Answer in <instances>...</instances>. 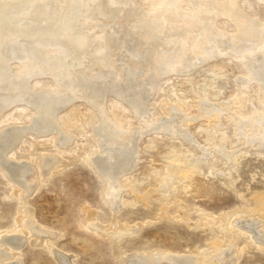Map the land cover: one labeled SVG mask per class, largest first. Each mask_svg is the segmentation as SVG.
Listing matches in <instances>:
<instances>
[{
  "label": "rangeland",
  "instance_id": "374dc122",
  "mask_svg": "<svg viewBox=\"0 0 264 264\" xmlns=\"http://www.w3.org/2000/svg\"><path fill=\"white\" fill-rule=\"evenodd\" d=\"M162 1L159 0V5ZM217 1L219 0H213L212 2ZM243 1H240V6L244 11V15L264 22V5L258 3L257 0ZM207 2L210 3L211 0ZM207 2L205 5H208ZM183 3L184 5L177 6L180 7L178 9L181 11L175 7L172 12L168 10L164 13L167 15H165V22L168 20V24L174 18V25L173 21L170 24L174 27V30L178 29L176 31L183 29L182 26L179 28V25H182L180 21L184 25V21H186L190 12L194 13L192 12L194 4L189 5L193 8H189L190 12L187 13V5L185 2ZM247 4L249 5L247 6ZM204 7L208 8L209 6ZM176 10L182 15L186 14L187 17L186 15L185 18L182 17L179 12L175 15ZM219 10L214 11L215 13L212 12L218 18L217 24L220 27H230L223 30L225 35L235 33L236 23L240 22L239 24H242L243 22L238 19L229 20L226 14ZM151 11L154 12L156 9L147 10V12L152 13ZM219 12H221V15ZM170 14H174L173 17H169ZM176 16L183 18L184 21L179 17L177 19ZM179 19V23H175ZM170 24L168 28L171 32L173 28H170ZM175 24L179 25H176V27ZM183 27L186 28V26ZM116 28L120 29L119 26ZM117 31L122 33L121 30ZM99 34H102V32H97V35ZM180 35L176 37H183V35ZM32 39L34 38L28 40ZM122 46L120 45V48L118 46L116 54H108L112 55L110 57L107 55V58L111 59L110 61L101 63L95 61L94 65L107 66L113 64L119 57L121 59L123 57L128 63H125V66L120 65L123 70L127 65L131 66L132 69L138 67L142 62L125 55ZM173 46L174 43L171 47ZM160 48L162 47L158 49ZM169 53L170 51H168V55ZM165 54L163 53L162 56ZM60 56L62 55L59 53L58 57ZM227 58L225 56L213 62L208 61L199 64L195 66L197 68H191L186 75L183 74L186 70L182 68L179 71L181 68L178 67V71L175 69L173 74L171 73L163 78L160 77L161 79L159 78L155 83L152 93L149 94V98H151H146V105L149 108L148 117H154V119L149 117L150 121L145 123L140 117L138 119V116L136 117L132 111L127 112L130 114L129 119L127 118L130 128L137 127L139 130L142 128L144 132H147L148 129L150 131L155 125L158 126L157 124H159L163 125L160 128L167 133L164 134V132L160 133L159 131V133L141 134L137 142L138 159L135 163L136 166L132 167L133 170L127 174V177L122 178L121 206L119 208L113 209L101 193V184L92 166L89 165L91 161L88 158H86L87 162L82 161V155L85 151L92 152L95 149L89 146V142L93 140L91 135L85 133L81 136L79 134L80 131L88 128L84 121L78 122L69 119L74 123H66L65 128H69V132L64 129L62 131L71 138L72 142L65 148L48 144L47 140L50 137H38L32 133H26L21 142L19 141L13 146V151L17 152L16 155H19V158L13 156L14 158L11 160L19 165L24 164L27 160L30 161V164H28L32 168L31 171L35 172V176L30 182L34 184V189L31 192L19 191L17 186L6 182V178L2 175L4 172L0 173V177H4L0 181V227L15 226L16 229H19V232L27 233V221L29 219L36 220L41 224V227L44 226V228H48L50 232L54 233L50 242L54 247L68 254L72 264H121L120 255L114 252L115 248L110 246L108 239L104 237L105 234L98 231V235H95L89 227H86L85 223L89 221L87 219L90 216L94 217L95 222L103 224L102 226L105 227H103V230H106L109 235L120 228L138 229L137 232L124 234L117 243L126 252L146 251L145 253L149 252L155 257L174 252L176 258L177 256L181 258V255L184 259L190 258L191 264H209L214 255L222 256L214 264H264V152L256 151L252 146L247 145L245 137L246 134L249 135L247 137H253L255 133L253 131L260 132L259 126L256 128L255 120H259V116L260 119L264 118V112L261 109L264 103L260 102V96L256 95H259V92L254 83L241 85L237 78L243 77L244 70L237 67V65L235 66ZM16 62L15 64L19 67L16 69L17 73L18 71L22 72L24 69L22 63ZM191 62L196 65L195 60ZM218 62L226 63L224 64L226 69L215 67ZM166 63L169 65L171 61ZM91 64H89L90 67L93 65ZM38 81H40L39 83L51 84V80L46 78L43 80L38 79ZM5 83L4 80L0 83V86ZM36 88H39V86ZM61 91L64 93L63 89ZM10 92L13 91H9L8 94L2 93L3 96H6L1 95L2 98L14 95V93L10 95ZM80 98H82V95ZM110 98L109 96L106 97V101ZM178 100L185 104H183L184 107L187 106L183 108L185 115L181 112L179 113L181 115L177 114L179 118L174 114L177 113L176 111L179 112ZM119 103L125 107L127 106L124 100ZM204 107L208 108L205 110ZM215 107L223 112L220 120L214 121L202 118L203 115L215 110ZM84 108H88V106L83 100L72 102L60 112L58 119L66 120L74 114V109L84 112ZM202 109L203 111H201ZM241 109H246L244 111L253 110L247 116H243ZM28 110L15 111L14 114L20 112L22 116H18L20 118L17 119L14 115L15 122L10 123L9 121L6 127L27 124ZM111 110L116 111L118 114L122 112L121 109L115 108L113 100H111ZM208 110L209 112H207ZM9 111L13 112V108L4 110L2 114L0 111V117L2 118ZM85 113L84 119L81 118L79 113L76 118L80 117V120L86 121L90 118L94 119L91 112L87 110ZM169 115L171 116L169 117ZM190 117L191 119H189ZM174 118L182 121L188 119L191 124L187 120L185 121V123L187 122L186 131H184L183 126L176 127L175 124L174 129L172 125H169L170 121L175 120ZM194 118L196 119L194 120ZM241 118L243 120L249 119L251 122L245 126L246 134L242 135L237 128L241 125ZM228 120L234 122L237 127H234ZM93 123L95 122L92 121L90 128ZM3 126H5L4 123ZM121 127L128 128L127 125ZM176 129L178 133L175 131L176 135L171 136L172 133L170 134V132ZM57 134L54 136L58 141L61 134H58V137ZM189 135L194 137L199 145L208 150H203L202 153L199 147L189 143L187 141ZM255 135L259 137V133H255ZM219 147H222L225 151L221 152ZM45 154L56 156V160L53 159L55 160L54 167L50 172L41 171L40 167L36 166V162L38 163L41 156H46ZM99 154L104 155L102 148ZM93 155L91 154V156ZM183 173L189 176L182 178ZM147 193L146 201L139 199V196H145ZM19 197H25L23 202H17ZM163 213L171 221L162 219L161 215ZM184 213L188 214V223L182 222ZM227 213L232 214L228 221L224 219ZM194 223L197 224V228L194 227ZM15 234L19 233L16 232ZM20 235L26 236L30 240L35 238L32 234L24 235L21 233ZM236 236L239 237L236 238ZM213 240L218 241L215 247H213ZM28 243L26 242L20 246L21 264H57L52 255L48 253L50 249L41 245V242H36L33 246ZM190 261L188 264H190Z\"/></svg>",
  "mask_w": 264,
  "mask_h": 264
},
{
  "label": "bare ground",
  "instance_id": "6f19581e",
  "mask_svg": "<svg viewBox=\"0 0 264 264\" xmlns=\"http://www.w3.org/2000/svg\"><path fill=\"white\" fill-rule=\"evenodd\" d=\"M207 1L210 2V0H163L159 5V0H140L139 2L137 0H0V83L4 82V80L6 81L3 86H0L1 114L4 110L13 108V112L9 111L2 118L0 117V173L4 172L2 175L6 178V182L17 186L19 191L31 192L34 189V184L30 182H32L35 172L31 171L30 161L26 159L28 162L26 161L24 164L19 165L11 160L17 156L19 158V155H16L17 152L13 151V146L17 142H21L22 137L26 133H32L38 137H50L47 140L48 144L65 148L72 142L71 138L62 131V129L68 131L69 128H65L66 123H74L70 120L84 121L88 128L83 129L79 134L81 136L85 133L89 134V136L91 135L93 140L89 142V146L95 149L92 152L89 150L85 151L82 155V161L87 162L86 158L91 161L89 165L92 166L101 184V193L113 209L119 208L121 206L122 178L127 177V174L133 170L132 167L136 166L135 163H137L136 160L138 159L137 142L141 134L149 132L159 133V131L163 133L165 131L160 128L163 125L159 124H157L159 127L156 125L155 127L152 126L153 129L150 131L148 129L147 132H144L142 128L140 130L137 127L130 128L127 121V118L129 119L128 116H130L128 113L132 111L136 117L138 116V119L141 118L145 123L150 121L152 117H148L149 108L146 105V98H149V94L152 93L154 85L160 77L163 78L171 73L173 74L178 67L181 68L179 71L182 68L185 69L186 72L184 71L183 74L186 75L191 68L194 69L199 64L208 61L213 62L218 58L227 56V59H230L235 66L237 65V67H241L244 70L243 77L237 78L241 85L254 83L259 92V95H256L260 96V102L264 103V22L249 18L247 17L248 15L245 16L240 6L241 0H219L217 2H212L213 0H211L210 3ZM183 2L187 5V13L190 12L188 9L193 7L194 10L192 12L194 13L190 12L192 15L189 14L188 17L185 14L187 19L184 21L183 18L179 17L182 14L178 11L180 13L178 17L183 19L186 25L185 23L183 25L180 19L177 20L178 22L175 23L180 21L182 25L175 24V26L179 25V28L182 26L183 29L176 31L177 28L174 30V27L170 24L174 18L172 21L170 18V28H173L170 32L168 20L165 22L167 15L164 13L168 12V10L172 12V9L178 5H184ZM206 2L208 5H205ZM257 2L264 5V0H257ZM150 3L151 5H149ZM191 4H194L193 7L189 6ZM204 6L209 7L205 8ZM217 8L223 14H226L229 20L238 19L243 22L242 24L235 22V33L224 34L223 30H227L230 27H220L217 24L218 18L214 14V11L218 10ZM148 9H156V11H151L152 13H150L147 12ZM176 12L177 10L175 15L178 14ZM172 15L170 14L169 17ZM185 15L183 14L182 17ZM117 26L120 29H117ZM183 26H186V28L184 29ZM117 30H121L122 33H118ZM97 32H102V34L97 35ZM194 32L195 34H193ZM179 34L183 35V37L181 35V37H176ZM30 38L34 39L28 40ZM173 43L174 46L171 47ZM120 45H123L122 48L125 55L142 63L133 69L127 65L125 70H123L120 65L125 66L124 64L127 62L123 57L122 59L119 57L117 61H112L113 64H108L107 66L94 65L95 61L99 63L110 61L109 57L112 55L108 54H116ZM159 47L162 48L158 49ZM168 51H170L169 55ZM165 52L167 53L165 54ZM59 53L62 56L58 57ZM163 53L165 55L162 56ZM107 55L109 56L108 58ZM234 59L236 61H233ZM194 60L196 65L191 62ZM16 61L22 63L24 67L22 72L18 71L17 73L16 69L19 67L15 64ZM168 61H171L169 65L166 63ZM224 64L226 63L218 62L215 67L226 69ZM228 70L230 71V68ZM44 78L51 80V84L39 83L38 79L43 80ZM38 86L39 88H36ZM61 89L64 90V93ZM9 91H13L12 93L10 92V95L13 93L14 95H7L9 97L2 98V93L8 94ZM81 95L82 98H80ZM108 96L111 98L106 101ZM77 100H83L88 108H84V112L74 109L75 112L70 118L59 120L58 115L60 112L68 104ZM111 100L114 101L115 108L121 109V113L118 114L116 111L111 110ZM121 100L127 103L126 107L120 105L119 102ZM178 101L179 112L176 111L177 113L174 114L181 115L179 114L181 112L185 115L183 108L187 106L184 107V103L181 100ZM260 104L262 105V103ZM263 106L261 108L262 112H264ZM204 108L206 110L208 107ZM26 109H29L27 124L6 127L9 121L10 123L15 122L14 115L17 119L20 118L18 116H22L20 112L14 114L15 111H25ZM87 110L94 115V119L90 118L86 121L80 120V117L76 118L77 115L81 114V118L84 119L83 116ZM241 110V114L247 116L253 109H250V111ZM213 111V113L210 112L203 115L202 118L214 121L220 120L223 114L222 110L215 107ZM76 112L79 114H76ZM178 118H176L177 120L174 118V121H170V119V124H168L172 125L173 128L174 124L176 127L179 125L183 126L184 131H186L187 122L185 123V121L189 122L190 120L182 121ZM260 118L259 116V120H255L256 128L259 126L260 132L253 131V133H259V137L254 136L255 133H252L253 137H247L249 135L245 133L247 131L245 126L251 123L249 119L243 120L241 118V125L238 127L231 120L228 121L239 129L238 132L241 135L246 134L247 145L252 146L256 151L264 152V118ZM92 121L95 123L90 128ZM3 123L5 126H3ZM189 123L191 124V122ZM122 125H127L128 128H122ZM162 128L164 129L165 127ZM251 128L253 129V127ZM169 131L168 128V133ZM175 131L178 133L177 129L172 130L170 132V134L172 133L171 136L176 135ZM57 133L61 134L58 141L54 136ZM166 133L164 132V134ZM187 141L199 147L201 152L208 150L199 145L191 135H189ZM100 146L104 150V155L99 154ZM222 147H219L221 152L225 151ZM91 154L94 155L91 156ZM45 155L39 158L36 166H39L41 171L50 172L54 167L56 156L53 157L52 154L50 156ZM54 158L55 160H53ZM50 161L52 162L50 163ZM182 175V178L189 176L186 173ZM4 177H0V181ZM148 193L145 196H139V199L146 201ZM24 199L25 197H19L17 202H23ZM183 216L182 222L188 223V214L184 213ZM231 216L232 214L227 213L224 219L228 221ZM161 218L171 221L164 213ZM93 219V216L87 219L89 221L85 223L86 227H89L95 235H98V231L105 234L104 237L108 239L110 246L115 248L114 252L120 255L121 264H188L190 261V258H182L183 256L180 253L181 258H178V256L176 258L174 252L158 257L149 252L145 253L146 251L126 252L117 243L124 234H129L133 231L137 232L138 229L120 228L109 235L106 230H103V224L101 225ZM40 225L39 222L33 219H29L26 223L27 233L34 235V240L21 236V233L24 235L29 234L23 231L19 232V229H16L15 226L0 227V235L4 234L0 236V264H21L20 257L22 254L19 253V250L21 249L20 246L26 242H29L28 244L31 243L32 246L36 242H41V245L50 249H47L48 253L52 255L57 264H72L69 255L54 247L50 242L54 233ZM194 227L197 228V224L195 225L194 223ZM40 228L44 230L42 231ZM16 232L19 234H15ZM238 237L236 236V238ZM217 244L218 241L213 240V247L217 246ZM213 257L210 259L209 264H214L215 261L218 262L222 256L214 255Z\"/></svg>",
  "mask_w": 264,
  "mask_h": 264
}]
</instances>
